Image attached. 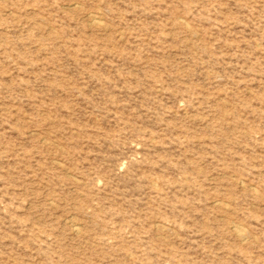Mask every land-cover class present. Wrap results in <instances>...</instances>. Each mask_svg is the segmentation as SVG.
<instances>
[{"label": "rangeland", "instance_id": "obj_1", "mask_svg": "<svg viewBox=\"0 0 264 264\" xmlns=\"http://www.w3.org/2000/svg\"><path fill=\"white\" fill-rule=\"evenodd\" d=\"M0 264H264V0H0Z\"/></svg>", "mask_w": 264, "mask_h": 264}, {"label": "bare ground", "instance_id": "obj_2", "mask_svg": "<svg viewBox=\"0 0 264 264\" xmlns=\"http://www.w3.org/2000/svg\"><path fill=\"white\" fill-rule=\"evenodd\" d=\"M79 229V228H78Z\"/></svg>", "mask_w": 264, "mask_h": 264}]
</instances>
